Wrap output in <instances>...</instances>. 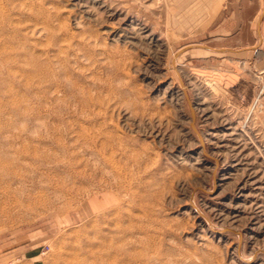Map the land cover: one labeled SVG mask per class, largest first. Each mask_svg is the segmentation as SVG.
Masks as SVG:
<instances>
[{
  "label": "rangeland",
  "instance_id": "374dc122",
  "mask_svg": "<svg viewBox=\"0 0 264 264\" xmlns=\"http://www.w3.org/2000/svg\"><path fill=\"white\" fill-rule=\"evenodd\" d=\"M226 1L0 0V264H264L263 4Z\"/></svg>",
  "mask_w": 264,
  "mask_h": 264
},
{
  "label": "crops",
  "instance_id": "0c3cea01",
  "mask_svg": "<svg viewBox=\"0 0 264 264\" xmlns=\"http://www.w3.org/2000/svg\"><path fill=\"white\" fill-rule=\"evenodd\" d=\"M245 1V0H243ZM226 3H232V0H228L226 1ZM262 9H261V13L259 14L258 16V21H257V28H256V33L258 36L260 35H264V0H262ZM230 7V6H229ZM225 7H223L216 15V19L219 18V16L225 12ZM227 11V10H226ZM242 14V12H241ZM242 16V15H241ZM241 16H238L236 15V13L234 12H229L228 15H227V18L226 20H223L221 22V24L219 25V27H217L216 31L217 33L225 36V37H237L238 35V29H240V27L242 26V23H238V22H234V21H240L242 20L241 19ZM238 18V19H237ZM243 49V48H241ZM240 49V50H241ZM250 49L249 47H247L246 49L244 50H248Z\"/></svg>",
  "mask_w": 264,
  "mask_h": 264
},
{
  "label": "bare ground",
  "instance_id": "6f19581e",
  "mask_svg": "<svg viewBox=\"0 0 264 264\" xmlns=\"http://www.w3.org/2000/svg\"><path fill=\"white\" fill-rule=\"evenodd\" d=\"M2 133V132H1ZM10 137V136H9ZM9 137L2 135L0 136V165H2L4 162H7L8 159L11 157V154H21L17 149L12 146L13 144H16L12 139H8ZM18 137L16 138V140Z\"/></svg>",
  "mask_w": 264,
  "mask_h": 264
}]
</instances>
